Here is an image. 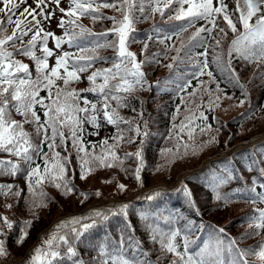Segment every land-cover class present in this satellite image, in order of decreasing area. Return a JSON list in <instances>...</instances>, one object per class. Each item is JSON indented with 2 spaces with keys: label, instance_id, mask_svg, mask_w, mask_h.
Here are the masks:
<instances>
[{
  "label": "snow or ice",
  "instance_id": "6c2138e0",
  "mask_svg": "<svg viewBox=\"0 0 264 264\" xmlns=\"http://www.w3.org/2000/svg\"><path fill=\"white\" fill-rule=\"evenodd\" d=\"M33 3L35 7L28 4V0H0V152L11 154L23 163L22 167L20 163H14L11 160H0V175L15 177L18 173H26L25 180L28 191L33 196L36 194V187L44 181L61 189L65 194L75 191L72 178L67 175L72 153L61 156L60 152L55 151L60 146H64V150L67 151L69 139L75 149L80 178L85 179L89 165L123 168L124 160L117 155L116 147L121 141L133 143L136 137H140L138 150L135 153H126L124 156V159L134 157L138 161L134 177L140 181L144 164V144L151 135L148 129L149 121L144 119L143 106L140 111L132 108V111L136 112L137 117L142 121L143 127L139 122L133 125V120L137 117L125 119L120 116L118 109L129 107L128 97L136 91L145 89V86L148 91L152 90L153 84L148 82L147 73L143 70L144 66L159 64L161 58H167L168 53L174 51L176 55L171 56L172 63L165 65L174 73L183 62L184 57L181 53L184 52L187 55L194 46V41L200 43L203 39L202 33L210 35L213 29L219 28L221 33L227 35L225 28L219 27L217 20L219 15H222L223 20L226 21L227 28L234 34V38L228 46L227 59L224 60L222 55H216L213 57L212 63L216 65V71L230 84L241 89L244 99L240 100V105L249 99V93L244 91L239 74L232 66L233 53L249 64L258 62L260 65H264V0H243V7L237 0L236 11L239 12V17L235 21L223 0H216L215 5L214 0H111V2L109 0H68L67 9L60 7L61 0H33ZM22 6L23 10L20 11ZM101 8H110L119 12L121 18L105 16L101 12ZM57 10L62 14L58 18L57 24V27L63 29V35L60 36L52 31H46L44 28L45 22L50 23L56 18ZM156 14H159L161 21H164L166 17L169 22L180 23L171 24V28L175 30L164 34H161L160 25H153L156 35L155 37L150 35L148 41L155 40L156 43L164 47L159 52L148 55L149 43L145 42L141 49L145 58L138 60L137 54L128 49L129 43L136 42L131 35L135 31L134 26L142 20L153 18ZM84 16L91 17L94 22L101 19L111 20L113 26L100 33L93 32L79 23V18ZM254 17L255 22L253 23ZM198 20L207 21L211 27L197 28L188 37L187 44L181 41L179 47L175 45L169 47L167 42L173 36L179 37L180 33L186 32ZM237 24L241 25V29H238ZM12 25L14 27H12L11 34H6ZM109 33H112L116 39L108 40ZM29 34H31V39L27 44H24L23 40ZM49 38L54 40L55 49L59 50V54L48 47ZM17 41L21 42L20 47L15 46ZM204 42L206 43V40ZM10 43L13 46L12 51L8 50ZM38 44L42 53L40 56L36 55ZM64 44L75 48L76 52L64 51L62 49ZM219 44L220 41L217 40L216 46ZM109 48L114 50V56L108 57L99 54L100 49ZM17 54L28 57L34 62L35 77H33L28 64L13 59ZM198 55L203 59L198 60L195 64L198 69L195 76L206 74L209 77V83L214 82L216 77L213 71L208 70V48L205 47L204 51ZM53 56L55 63L50 67L49 58ZM109 60L112 61L111 67L96 69L86 77L90 85L88 88L80 91L70 88L72 82L81 79V73L88 72L98 62H108ZM129 65L131 66L129 67ZM257 71L259 72V69ZM97 78H102V82L97 83ZM56 81H62L63 87L56 86L53 97L52 87L56 85ZM203 83L201 82V86ZM169 84H175L176 91L180 94L195 95V89L192 93H187L191 80L185 77L173 79L170 75L163 81V87L159 80L155 82V87L162 92H169L172 90L167 87ZM41 90L48 91L49 103H45V97L39 95ZM211 91L209 89V110L218 106L221 99L219 95L213 99ZM221 91L222 89L217 83L215 92ZM81 93L96 94L100 107L96 103H91L86 96L82 97ZM179 98L181 104H184L185 95H180ZM225 98L231 99L226 93ZM81 99H83V107L80 106ZM113 102H115V107L112 106ZM37 105L43 110V121L37 113ZM11 110H15L24 119L22 121L13 119ZM81 113L84 115H80ZM99 113H102L103 119L108 124L116 127V135L112 137L114 141L112 144L108 143L107 138L100 141V152L97 154L95 152L97 144H91L93 151H88L82 142L81 134L85 122L97 128L100 127L97 115ZM178 113L179 106H177L174 115ZM241 115L244 116L247 113ZM194 119L203 120L205 123L193 127ZM206 121L207 116L204 111H200L198 117L186 116L180 123L179 132H176V125L173 124L169 130V139L175 138V151L169 148L162 149L161 153L175 156L179 155L180 149L183 148L186 154L189 144L184 142L180 133L187 132L191 141L194 138L196 127L199 128L201 134L211 130L212 126ZM24 124L33 125L34 133L25 131ZM121 124H126L128 127L122 129ZM62 129L67 130L69 134L67 137ZM129 132L134 133L135 136H127ZM92 134L98 135V132ZM57 138H59V144ZM214 139V137H210L208 141L202 142L198 147H202L204 143H211ZM36 140H39V143H36ZM45 145L48 147V152L43 151ZM50 155L51 160L49 159ZM37 158L43 160V170L39 164L32 167ZM217 179H220L221 183L223 182L221 178ZM16 187L14 184H0V194L20 197L23 190L13 192L12 190ZM118 189L123 191L125 185H118ZM183 191L184 195L189 198V204L195 207L193 193L186 186ZM250 191L254 195L249 196L248 199L253 204L264 203V192H257L255 187ZM39 194L42 198L46 197V193L42 189ZM94 194L100 195L99 191ZM81 195L85 199L87 198L86 193H81ZM159 195L160 193L157 192L148 196L147 199L153 200ZM216 198L224 199L219 194ZM38 206H43V204ZM127 207L126 204L121 205L118 212L110 214H122L126 217ZM140 217L146 222L153 244L159 245L158 251L161 255L157 256L155 261L150 259L148 252L143 250L141 242L135 240L131 234L135 228L130 223L125 224V229L129 231L127 237L122 231L119 240L113 241L111 238H106L104 242L95 246L97 256L88 261L80 258L76 244L82 242L89 230L97 228L109 219L108 214L93 210L88 216L71 218L69 221H61L55 225L56 231L50 233L49 238L33 250L34 254L30 257L28 264H53L61 255L72 260V264H161L168 254H172L173 257L168 264H264V241H261L255 249L251 247L241 249L236 246L235 241H229L225 245L216 234L224 232V229L220 228L215 233H210L201 246L198 243L199 237L190 238V233L193 231L190 220L183 228H180L175 225L183 217L146 212L140 213ZM152 219L155 220V223H148ZM249 219L250 227L264 231V208H254V214ZM0 221L9 229L13 227L7 217H0ZM161 222L166 227H160ZM22 223L27 227L30 226L31 221ZM259 231L255 234H259ZM2 234H4L3 229H0V235ZM23 235L26 237L27 232H24ZM178 237H182V244L177 243ZM62 246L66 248L63 253L60 251ZM225 252L227 259H225ZM6 255L7 250L4 247V242L0 240V256ZM248 256H252L254 259L249 260Z\"/></svg>",
  "mask_w": 264,
  "mask_h": 264
},
{
  "label": "trees",
  "instance_id": "16d2710c",
  "mask_svg": "<svg viewBox=\"0 0 264 264\" xmlns=\"http://www.w3.org/2000/svg\"><path fill=\"white\" fill-rule=\"evenodd\" d=\"M178 7V6H177ZM167 11V10H166ZM138 14V13H137ZM173 14V13H172ZM233 20H237L234 16H232ZM166 17L164 21H161V18L159 14H156L153 18L147 19V20H142L141 22L137 23V26L139 29L135 30V37L139 42H142L144 38H148L150 35L155 37L156 33L153 30V25H160V30L161 29H166L167 23H166ZM219 27L225 28V31L227 32V35L225 33H221L219 31V28L213 29L212 33L209 35L207 33H202L201 37L203 38L200 43L193 42V47L191 48L192 54H195L198 56L199 59L201 57L198 55L199 53L204 51V48H208V61H209V70L213 71V74L216 78H218V83L220 85V88L222 89L221 92L225 93V90H232L235 95L241 96L244 99V96L242 95V91L239 87H234L232 84H230L226 79L223 80V77H221V74L214 69L213 66V57L216 55H222L223 59L227 58V49L228 46L231 42V40L234 38V34L231 32L230 29L227 28L226 21L223 20L221 17H217ZM95 23V22H94ZM179 24L180 22H171V24ZM202 26H207L211 27V25L208 24L207 21L197 23L195 22L193 26L189 27L186 32L180 33L179 37L173 36L171 40H169L167 43L169 47L175 45L176 47L180 46L181 41H184L185 44H187L188 37L196 31L197 28H200ZM238 29H241V25L237 24ZM168 33V30H162L161 34ZM206 40V43L204 42ZM219 40L220 44L219 46H216V41ZM153 44L158 45V48L156 52H159L164 46L156 43L155 40L149 41V45L153 46ZM186 50V49H185ZM154 49L149 48L148 55H151V53H156ZM183 53V52H182ZM181 53V55H182ZM234 54V53H233ZM176 55L174 51L169 52L167 55V58H161L160 63L163 64L164 66L172 63L171 61V56ZM183 56V55H182ZM184 57V56H183ZM145 58V54H144ZM186 62L183 59V62L180 63L179 68L177 70H180L181 65ZM100 65L96 66V69L99 68H106V64H111L112 63H105L103 62L98 63ZM147 67H150L151 69H156L155 64H150L146 65ZM167 68V67H166ZM161 70V68H158ZM259 69V72L257 71ZM237 73L239 74L240 77V83L244 85V91L249 93V99L244 103L242 106H245V104H248L249 106H253L251 108H246L243 113H247V115L240 116L242 118L241 123H246L243 126V130L235 135L238 130H239V125L240 124H235L238 123L237 121L240 118H232V116H235V114H231V110L229 113H226L222 115L221 120L219 121L220 123L222 122V129H226V124H231L233 126V132L229 131L227 135V139L234 142L232 144V147L235 145V143L242 142V140L245 139H255L258 138L262 135H264V75H261V73H264V70H262L259 67H253L252 65L247 64L242 68L241 71L236 70ZM86 72L81 73V79L86 80ZM172 76L174 79L175 72H171L170 69H166L164 71H161L157 73L154 76V80L161 81V85H163V81L168 78L169 76ZM33 77H35V73L33 74ZM102 81V78H100ZM97 83L98 79H97ZM173 84H169L167 86H171ZM90 85L89 83L85 87L88 88ZM63 87V86H60ZM70 88H73V85H70ZM81 89V88H80ZM79 89V90H80ZM172 90L169 92H160L162 93L161 100L165 102V105H170L173 103L174 98L176 96L177 91L175 89L171 88ZM153 92V91H152ZM41 97H45V103H46V96H47V91L46 90H41L40 94ZM81 96L84 97L86 96L87 99L92 103L93 101L96 100V94L94 93H81ZM178 98V97H177ZM176 98V99H177ZM155 99V95L152 94L151 96H146L143 94L141 91H136L131 97H128V101L130 103L129 107H122L119 110L122 112V115L124 118H133L134 117V112L132 111V108H137L140 105H144L147 110V115H150L149 118V123H148V129L151 132L155 128L159 127L162 125L164 129L166 130L168 128L167 123L165 122V117H161L157 114L153 115L152 113L150 114V110L153 108V102ZM225 99V96H223V100ZM83 102V99H81ZM234 99L228 100L232 101ZM115 105V103H114ZM184 109L185 111L188 112V114H195L197 110L200 108L199 104L196 102H192L190 100L185 99L184 103ZM187 109V110H186ZM251 109V111H249ZM37 113L41 116V120H44L43 116V110L40 108L39 105L36 106ZM12 111V118L17 120V121H22L24 118L17 114L15 110ZM242 113V114H243ZM219 115V114H218ZM220 116V115H219ZM219 119V117H217ZM140 123L139 118L137 117L136 119L133 120V125L136 123ZM208 123H212V114L209 113L208 116ZM235 124V125H234ZM216 124H213V127L211 131H213L216 128ZM24 130L29 132V133H34V126L31 124H24ZM84 128L81 138L83 144L86 146L88 151H93L91 144L87 143V139L91 137L93 134L96 133L97 130L94 128L88 127ZM250 127H254L261 131L260 133L256 134L253 137H247V133L250 130ZM65 132V136L67 137L69 134L66 129H62ZM50 134V130H49ZM113 136L116 135V128L112 130L111 135ZM109 141V139H108ZM113 140L111 139L110 142ZM108 142V143H110ZM216 144L219 145H226L225 142L226 140L224 139V136L219 139V141H215ZM36 143H39V140H36ZM57 143L59 144V138H57ZM128 142L122 141V145L126 146L128 145ZM189 148L187 150V154H185L184 149H180L181 154H185L182 157H175L171 162H168L167 159L163 156L162 153H155V147L154 145H148L147 150L150 153V159L151 163L147 171V176L146 177H141L140 181H137L134 177V171L132 169H129L123 165V168L119 166H113V167H106V166H95V165H89V170L87 171L86 178L81 179L80 178V168L78 161L76 160V155H75V149L73 148L71 144V140L69 139L67 141V151L64 150V146H60L55 149V151L60 152L61 156H67L68 153H72L70 159H71V165L70 169L67 173L69 178H72V184L74 185L75 191L72 193L65 194L61 189L56 188L54 185L50 184L47 182L45 185L46 187L52 186L48 193H47V198H46V205H47V211L54 213L55 210L61 206L63 207V211L70 209H79L80 210L84 209L85 211L82 212L85 216H88L93 210H98L101 212H104L105 214H108L110 210H113V208H110V204L117 203V207L121 205H127V217H131V221H133V227L135 228V231L131 233L135 240L140 241L142 248L144 251L148 252L149 257L151 260L155 261L157 256L161 255V253L158 251L159 245L158 244H153L151 238H150V232L148 231L146 227V222L143 221L140 217V213L146 212V213H153V214H163L164 216H167L169 214H172L173 216H179L183 217V219L180 220V222L175 225V227H180L183 228L184 225L187 223L188 220L192 221V228L193 231L190 233V238L195 239L199 237L198 243L202 246L203 241L208 238L210 233H215L217 229H224L223 233H216L219 238L224 242L225 245L228 244L229 241H235L236 246H242L243 249H248V248H257L258 244L256 243H251L253 239L257 238V235L252 236L251 242H248L245 238L248 237V235L242 234L241 236L239 233L236 232V230H244L247 231L248 233H254L257 231L255 228H251L248 224L251 223L250 219H248L250 210L247 207L245 203H252L247 195L239 194L236 189L231 191L230 196H226L225 194H222L221 197L224 199H220L221 203H216L214 201V192L212 190V187L209 183L206 182L204 176H195L196 179L192 178L193 180L191 181V186H190V191L193 193V199L195 200V207L191 206L189 204V198L184 197L183 204L175 210V212H171L169 210L166 214L165 207L168 204H161V200L158 199L157 197L153 200H148V196L154 195L152 193L155 189V193L159 192L161 193V196H164L165 193L168 191V189H172L171 187H177L180 188V186L176 185L170 186V185H165L162 184L161 186H157L156 188H147L142 191L140 189L145 186L150 184L149 182L145 184V181H151L156 175V172H158L161 169H166L168 170H176L180 167V165H183V161L188 154L190 156H193L195 153L196 149L198 150H205L208 149L209 147L212 146V144L204 143L202 147H198L199 145H192L190 142ZM201 145V144H200ZM193 149H195L193 151ZM44 152H48V147L47 145L44 146L43 148ZM95 152L99 154L100 152V146L97 144V148L95 149ZM9 158H16L15 162L20 163L21 166L23 167L22 161L19 160V158L12 156L11 154H8ZM38 161H41V163L44 165V162L41 158H37ZM49 159L51 160V155L49 156ZM32 167H35V163L32 165ZM185 171V170H184ZM183 172H173L172 175L176 177L177 175L180 176ZM151 174V175H150ZM160 175L159 177H162V179L165 178V175L161 172L157 173ZM150 175V176H149ZM21 176H16L15 178L19 179ZM94 182H100V185L95 184ZM159 182V181H158ZM160 182H169V181H160ZM156 183V182H154ZM183 183H188L186 179L184 178L181 182L180 185ZM123 184L125 185V189L123 191H120L118 189V185ZM171 184V183H170ZM152 188V189H151ZM176 188V189H177ZM133 189L139 190L136 195H133ZM99 191L100 195H95ZM223 193L224 192L222 191ZM81 193H86L87 198L85 199L84 196L81 195ZM120 197V198H126V197H131V198H126V199H118L117 201H114L111 199L112 197ZM108 200L104 202L103 200ZM145 199L147 203L143 208H140V203H138V200ZM121 200V201H120ZM110 201V202H109ZM91 202L92 205L87 207V203ZM236 202L237 206L233 208L228 209V204ZM259 203V202H258ZM228 209V210H227ZM238 212L242 215V219L244 222L238 224L236 218ZM59 213V212H56ZM55 214V213H54ZM252 214V212H251ZM148 223H155V220H149ZM216 223H218L217 226ZM160 227H166L163 222L160 223ZM125 237L129 235V231L127 230V233L123 230ZM244 237V238H243ZM177 243L182 244V237L177 238ZM182 250V248H181ZM13 255H18L13 254ZM172 254H168L166 259H163L161 264H168V262L172 259ZM227 253L225 252V259H227ZM254 257L251 256L250 259H253Z\"/></svg>",
  "mask_w": 264,
  "mask_h": 264
},
{
  "label": "rangeland",
  "instance_id": "374dc122",
  "mask_svg": "<svg viewBox=\"0 0 264 264\" xmlns=\"http://www.w3.org/2000/svg\"><path fill=\"white\" fill-rule=\"evenodd\" d=\"M28 4H31L33 7H35V4L33 3V0H28ZM68 6V0H61V4H60V7H67ZM22 10H23V6L21 7ZM62 14L57 10L56 11V18H54L50 23L48 22H45L44 23V28L46 31H52V32H55L56 29H57V24H58V18L61 16ZM30 19V18H29ZM240 100H232L231 102H229L227 105H228V108H227V113L230 112V110L232 111L231 114H235L236 116H241L242 112L244 109H246L247 107H249L248 104H245V106H242L240 105ZM264 118V115L263 117ZM244 128L241 129V131L243 130ZM261 131H259L258 129L254 128V127H250V130L248 131L247 133V137H253L255 136L256 134L260 133ZM97 141V140H96ZM193 159H188L186 160L185 162H183V165H180V167L176 170H168V172H166V175H165V178L162 179V177H159L160 175H157L155 176L152 181H157V180H166L167 178H169L173 172L177 171V172H180L181 170H184L186 169L187 166H191V165H196V163H193ZM95 184L97 185H100L101 183L100 182H94ZM63 211V207L59 206L54 213L56 212H61ZM52 214L50 216V214H48L46 216V219L49 218V220L54 217V216H57L56 214ZM47 223V222H44V224ZM43 225V224H42ZM41 225V226H42Z\"/></svg>",
  "mask_w": 264,
  "mask_h": 264
}]
</instances>
